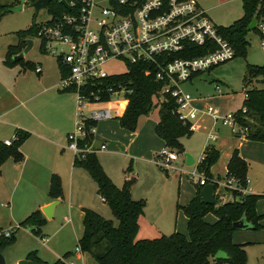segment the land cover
I'll list each match as a JSON object with an SVG mask.
<instances>
[{"label": "rangeland", "instance_id": "obj_1", "mask_svg": "<svg viewBox=\"0 0 264 264\" xmlns=\"http://www.w3.org/2000/svg\"><path fill=\"white\" fill-rule=\"evenodd\" d=\"M196 1L207 11L217 26H228L243 14L242 0ZM19 3L20 0H0V6L7 7L0 13V67H8L4 65L3 60L8 45L18 43V31L27 30L33 24L42 23L51 17L46 8H40L36 12L30 0H25L18 11L9 10ZM260 22H264V18L258 19L257 25ZM245 38L249 45L244 55H235L207 70L200 71L181 84V89L193 97V104L196 108L222 118L242 108L245 88L250 90L264 87V76L247 81L248 85L245 87L244 75L247 64L262 65L264 63L260 33L248 31ZM29 39L33 40L31 49L23 55L22 62L15 65V71L9 73L8 79L17 78L27 81L32 85L30 93H33L37 92L41 85L37 84L34 78L37 77V73L30 64L36 65L38 60H42L49 69L53 70L54 75H56L58 64L53 56L46 55L39 50L40 43L36 37L30 34L22 36L24 43H27ZM106 68L111 73L126 71V65L118 61L110 62ZM216 84L219 85L220 95L215 92ZM125 106L124 95L119 94L112 95L108 102H95L83 109L84 112H88L105 108L111 110L113 114L111 119L98 121L94 128L97 144L104 143L107 147L106 150L98 152L96 156L106 174L117 187L122 188L126 181L134 179L133 177L136 178L132 183L130 195L132 199L144 203L143 213L138 220L137 237L139 239H152L173 232L187 233L186 219L179 206L189 202L195 191L197 177L190 178L185 174L192 171L194 167L186 164L183 154H178V159L175 161L180 177H174V174L169 171L167 174L154 164V155L165 147L155 133L160 105H155L147 115L141 116L133 132L123 128L119 123L118 118ZM213 124L209 116L194 122L191 133L179 138L183 151L194 162H198L204 146L213 145L218 156L216 161L210 165L209 174L214 181L219 183L227 178V162L232 153L237 151L247 164L246 188L254 194L261 195L256 202V210L264 215V143L245 140L232 133L230 128L220 121L214 124L217 129V139L211 142L208 140V135ZM11 130L0 121V135L8 134V139L12 138L10 137ZM97 144H94L95 148H98ZM67 151L73 156L71 150L67 149ZM77 173L82 177L75 175L72 186L67 176L64 180L58 176L61 181L62 200L56 205L52 218L41 225L39 234L21 226L20 223L24 217H19L15 211L11 214V204L3 199L5 194H1L0 235L7 228L19 227L14 229V241L3 248L0 247L6 264H10L11 260L18 261L28 252L36 249L47 263L64 259L66 262L72 261L73 264H98L89 253H82L78 250L77 236H81L83 229L82 208L99 212L104 218L111 219L115 225L118 221L112 215L109 206L102 201L90 175L84 170H78ZM0 178L4 180V175L2 174ZM18 190L19 188L17 192ZM226 192L228 193H225V199H232L231 192ZM214 219L213 213L206 215L208 222H213ZM260 224L262 226L256 230L238 229L233 232L234 243L244 244L245 264H264V216ZM41 235L47 238L46 242L41 240ZM66 252L70 254L64 256Z\"/></svg>", "mask_w": 264, "mask_h": 264}, {"label": "trees", "instance_id": "obj_2", "mask_svg": "<svg viewBox=\"0 0 264 264\" xmlns=\"http://www.w3.org/2000/svg\"><path fill=\"white\" fill-rule=\"evenodd\" d=\"M50 6L55 7V3H50ZM6 9L7 7L0 6V13ZM242 9L243 14L240 18L228 26H219V32L233 48L234 56L246 53L249 45L245 38L248 32L247 26L253 18L257 20L264 18V0H242ZM253 31L260 33V37L263 38L257 27ZM35 32V24L27 30L18 31V43L8 45L3 60L4 65L11 67L22 62V58L13 59L27 44L23 42L22 36L25 34L34 36ZM193 48L195 50L191 56L204 54L215 46L211 44ZM30 66L33 69L35 67L32 63ZM146 70L144 66L132 65L124 73L105 79L102 84L115 88L123 87L126 106L118 119L123 128L132 132L137 127L138 119L147 115L157 105L154 96L161 83L155 81ZM258 76H264V63L247 64L244 75L245 87L248 85L247 81ZM244 97L242 108L234 113L240 130L236 135L246 140L264 143V87L250 90L245 88ZM108 101L109 96L102 94L99 102ZM173 107L171 102L160 105L155 133L164 141L166 147L176 149L178 154H183L179 138L182 135H189L191 130L189 124H183L171 113ZM90 126L95 128L97 122L86 124L84 143H91L94 140V133L88 130ZM15 136L16 139L10 145L0 142V166L9 157H13L16 161L21 160L19 147L28 138L29 132L16 130ZM217 156L218 152L213 145L204 146L202 159L197 166L209 179H212L209 167L216 161ZM73 166L84 169L90 175L102 201L109 206L112 215L118 221L115 225L111 219L104 218L99 212L82 208L83 229L78 238V247L82 253H89L98 264H221L223 262L245 264L244 244L233 242V232L237 229L232 223L244 218L248 223L247 229L256 230L262 226L260 220L264 215L256 210V202L261 195L232 190L229 191L233 195L232 199L220 200L215 196L217 204L209 205L202 201L200 192L203 186L197 182L193 197L187 204L179 206L186 217L187 233L173 232L152 239H137L138 220L143 213L144 203L131 198L130 189L134 179L126 181L122 188L117 187L104 171L95 153L74 155ZM226 168L227 176L235 177L239 186L243 190L246 189L247 164L237 151L232 153ZM48 194L52 198L62 196L61 181L57 175L51 176ZM208 213L214 214L213 222L205 219ZM45 221L41 211L37 209L29 213L20 224L39 234L40 227ZM14 239V234L8 238L1 234L0 247L3 248ZM218 250L225 251L228 257L215 259L214 255ZM68 254L70 252H66L64 256ZM26 259L40 264H66L64 259H57L53 263L42 261L38 257L37 250L28 252Z\"/></svg>", "mask_w": 264, "mask_h": 264}, {"label": "built area", "instance_id": "obj_3", "mask_svg": "<svg viewBox=\"0 0 264 264\" xmlns=\"http://www.w3.org/2000/svg\"><path fill=\"white\" fill-rule=\"evenodd\" d=\"M52 2L55 3L53 8ZM50 3L46 9L51 17L36 24L34 38L39 40V50L53 56L59 66L58 89L75 95L74 127L67 134V147L74 155L106 148L104 143L95 148L93 141L84 143L83 140L86 124L111 119V110L98 108L84 112L83 109L99 102L104 93L109 100L112 95H124L123 87L102 86L105 79L122 74L107 71V64L113 61L123 62L126 71L132 65L144 66L154 80L161 83L154 96L156 104L173 103L171 113L183 124H189L190 130L194 122L209 116L214 124L220 121L232 133L240 132L235 114L219 118L200 110L194 106L193 97L181 89V84L195 73L231 59L235 53L219 32V26L196 0H51ZM256 27L263 34L264 50V22ZM211 44L214 49L191 56L193 47ZM34 69L36 73L41 72L39 66ZM215 92L221 94L217 84ZM214 124L208 135L211 142L217 139ZM88 130L94 133V127ZM15 139L14 135L3 142L10 145ZM178 156L176 149L165 146L154 156V163L164 170L174 169ZM199 162L193 163L194 169L187 172L188 177H197L202 186L213 183L218 199L226 200L227 190L245 193L246 189L243 190L233 176H227L222 183L205 177L198 169ZM15 228L18 227L5 229L2 235L11 237Z\"/></svg>", "mask_w": 264, "mask_h": 264}, {"label": "crops", "instance_id": "obj_4", "mask_svg": "<svg viewBox=\"0 0 264 264\" xmlns=\"http://www.w3.org/2000/svg\"><path fill=\"white\" fill-rule=\"evenodd\" d=\"M35 66H39L41 69V72L37 73V77H34L37 84L41 85V88L33 93H30L32 85L27 81L17 78L8 79L9 73L15 71V66L0 67V121L7 128L12 129L10 137L15 135L16 130L29 132L28 138L19 147L22 154L21 160L16 161L13 157H9L0 166V176L4 175V180L0 178V199L1 194H5L3 199L11 204L10 213L14 214L15 211L21 218H25L34 210L38 209L41 211V207L54 200H58V203L61 202V197L52 198L48 194L52 175H57L63 180L67 176L72 186L75 175L82 177V175L77 173L78 170H84L73 166L74 154L72 153V156L67 151V134L73 129L75 122V95L71 91L58 89V77H60L58 65L56 75L42 60H38ZM46 82L48 83L45 84ZM7 135H0V142L8 139ZM32 139L33 141L31 142ZM159 141L165 146L161 138H159ZM256 143L262 144V142ZM94 144H97L95 135ZM100 151L95 152V154L97 155ZM183 156L186 158V164L187 161H193L190 156L186 157L185 152ZM188 166H193V164ZM168 171L174 174V177H180L176 167L164 170V172L169 174ZM5 174L8 176L6 177ZM185 174L187 175V172ZM133 178L136 180L135 177ZM17 188H19L18 192ZM245 192L253 193L248 191V188H246ZM194 193L195 191L193 195ZM42 215L44 216L43 213ZM44 218L48 220L45 216ZM79 237L80 235L77 236V240ZM43 238L45 241L42 240ZM136 238L139 239L137 236ZM41 240L46 242L47 238L42 235ZM36 250L38 257L45 261L44 257L39 254V250ZM23 258H26V255L21 259ZM10 264H17V260H11Z\"/></svg>", "mask_w": 264, "mask_h": 264}, {"label": "water", "instance_id": "obj_5", "mask_svg": "<svg viewBox=\"0 0 264 264\" xmlns=\"http://www.w3.org/2000/svg\"><path fill=\"white\" fill-rule=\"evenodd\" d=\"M25 0H20V3L17 6H13L11 7L9 10L10 11H18L22 8L23 3ZM51 0H35L34 2H32V6L35 8L36 12L40 9V8H46L48 3ZM62 4L66 5L64 1H62ZM257 26V19L253 18L251 20V22L249 23V25L247 26V31H253L255 29V27ZM33 45V40L29 39L27 40V44L25 46V48L23 49V51L17 55H15L13 57L14 60H19L21 58H23V55L26 54L32 47ZM186 157H189L188 154H186ZM188 159V158H187ZM194 163V161H187L188 165H192ZM214 189H215V185L213 183H207L205 185H203L200 195H201V199L205 204H209V205H215L217 204V199L215 198L214 195ZM58 200H54L51 203L41 207V212L44 214V216L48 219L52 218V212L54 207L57 205ZM233 227L235 229H247L248 228V223L245 221L244 218L235 221L232 223ZM227 253L223 250H218L216 252V254L214 255L215 259H226ZM0 264H6L5 259L1 253L0 250ZM17 264H40L38 262L23 258L20 259L19 261H17Z\"/></svg>", "mask_w": 264, "mask_h": 264}, {"label": "flooded vegetation", "instance_id": "obj_6", "mask_svg": "<svg viewBox=\"0 0 264 264\" xmlns=\"http://www.w3.org/2000/svg\"><path fill=\"white\" fill-rule=\"evenodd\" d=\"M49 3H50V2H49ZM49 3H48V4H49Z\"/></svg>", "mask_w": 264, "mask_h": 264}]
</instances>
